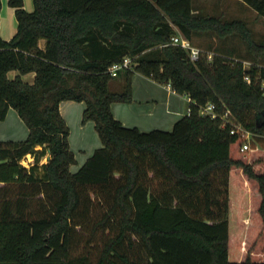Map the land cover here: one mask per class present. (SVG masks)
<instances>
[{
    "label": "trees",
    "instance_id": "obj_1",
    "mask_svg": "<svg viewBox=\"0 0 264 264\" xmlns=\"http://www.w3.org/2000/svg\"><path fill=\"white\" fill-rule=\"evenodd\" d=\"M239 1L264 19V0ZM9 5L18 31L0 35V121L17 111L29 136L0 141V264H264V41L247 23L194 0ZM1 11L2 0L0 26ZM178 35L209 38L213 61H192L171 44ZM232 38L245 55L213 44ZM128 57L133 67L113 77ZM135 74L188 97L190 114L171 131L125 127L112 105L133 101ZM65 101L86 104L83 124H96L104 146L76 173ZM210 103L250 138L202 116Z\"/></svg>",
    "mask_w": 264,
    "mask_h": 264
},
{
    "label": "crops",
    "instance_id": "obj_2",
    "mask_svg": "<svg viewBox=\"0 0 264 264\" xmlns=\"http://www.w3.org/2000/svg\"><path fill=\"white\" fill-rule=\"evenodd\" d=\"M24 1L26 2V10L32 12L33 10L28 6L29 0ZM204 6L200 7L202 11ZM209 8L212 10L211 14L222 16L218 4H214L212 7L209 5ZM17 31L18 21L15 10L10 7L9 0H2L0 35L3 40L10 41L17 34ZM215 40L217 41V39ZM40 47L45 49L46 42L41 41ZM18 75L19 73L16 72L12 78H16ZM23 79L32 84L36 79V74H27L23 76ZM190 104L191 100L188 97L177 94L170 87L160 85L141 74H135L133 78V101L131 103L113 104L112 112L114 117L128 128L136 127L143 132L171 131L178 121L189 114ZM85 109V103L65 101L60 105L61 114L71 131L70 146L75 153L77 164H79V155L84 158L82 166L98 149L104 147L96 130V124L92 121L83 124ZM12 112H16L19 116L17 111L11 109L7 119ZM0 141L6 140L0 139Z\"/></svg>",
    "mask_w": 264,
    "mask_h": 264
},
{
    "label": "rangeland",
    "instance_id": "obj_3",
    "mask_svg": "<svg viewBox=\"0 0 264 264\" xmlns=\"http://www.w3.org/2000/svg\"><path fill=\"white\" fill-rule=\"evenodd\" d=\"M194 3L197 9L199 10L200 7L205 5L203 11L205 13H210V14L212 13V10L211 8H209V5L212 7V5L218 4L221 10L220 15L230 20L233 19L244 20L249 26V28H251V31L255 39H257V41H264V19L261 16H259V14L256 11H254L244 3L238 2L237 0H195ZM28 6L31 10H34L33 0H29ZM220 42L215 40L213 44L215 46L221 45L220 47L223 48L222 50L229 55H235L238 57V55L239 56L242 54L245 55L247 52L246 44L239 38H232L228 41H220ZM211 43L212 41L209 38H206L205 36L203 38L198 39L196 44L193 46L199 49L206 50L208 49ZM246 66L249 67L250 64L248 63ZM14 73H16V71L10 72L9 77L11 79H15V77L12 78ZM34 83L35 80L32 84ZM122 84H123V80L121 78L113 81L111 83V90L115 92L118 91L121 88L120 86H122ZM28 136H29V128L27 124L23 120H21L19 116H17L16 112H12V114L9 115V118L5 123L4 121H0L1 140H6L7 142L8 141L20 142V141H25L28 138ZM78 157H79V164L72 167L73 173L79 171L84 160L83 156L79 155Z\"/></svg>",
    "mask_w": 264,
    "mask_h": 264
},
{
    "label": "built area",
    "instance_id": "obj_4",
    "mask_svg": "<svg viewBox=\"0 0 264 264\" xmlns=\"http://www.w3.org/2000/svg\"><path fill=\"white\" fill-rule=\"evenodd\" d=\"M171 44L174 46H178V47L189 50L190 55H191V60L194 62H198L203 57V55H205V54L207 55L208 61H210V62L213 61V59L215 57V53H213V52H207L206 53L202 49H199V48L193 46L190 41H188L187 39H185L181 35L173 37ZM133 61H134L133 58L128 57L124 60L123 63L116 64V65L112 66L110 68L111 75L113 77H117L120 72L132 68L134 65ZM247 64L248 63H246V65ZM246 80L250 81V78L246 77ZM189 114H190V111H189ZM201 115L211 117L214 120L221 119L223 122V126H225L227 123H231V125L233 126L232 131H231L232 134L240 132L243 135H245L247 138H250V136H251V133L245 131L241 126L236 125L231 120V115L229 112L225 113L223 116L220 115L217 111V107L215 104L210 103V104L202 107L201 108ZM248 149H249V144L246 143L243 147V151H247ZM48 160H49V157L45 158L44 162L45 161L47 162ZM34 162H35V158L32 155H28L26 158H24L21 161V164L26 168H30L34 164Z\"/></svg>",
    "mask_w": 264,
    "mask_h": 264
}]
</instances>
